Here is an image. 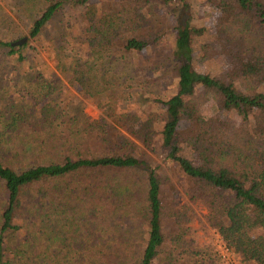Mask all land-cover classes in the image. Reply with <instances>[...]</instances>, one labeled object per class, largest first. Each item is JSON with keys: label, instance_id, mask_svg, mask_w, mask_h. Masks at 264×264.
<instances>
[{"label": "trees", "instance_id": "trees-1", "mask_svg": "<svg viewBox=\"0 0 264 264\" xmlns=\"http://www.w3.org/2000/svg\"><path fill=\"white\" fill-rule=\"evenodd\" d=\"M68 2L82 8L87 58L73 54L67 63L64 43L58 47L60 70L91 95L110 94V104L86 120L81 110L72 115L51 102L39 105L61 92L59 81H35L30 88L28 80H18L22 98L0 107V264H159L170 243L172 250L204 254L184 238L189 216L166 208L167 179L140 150H153L157 136L226 245L246 263L264 264V0H207L218 13L219 46L208 55L225 60L218 74L195 66L194 39L208 28L193 22L191 0L102 6L42 0L30 35L39 37ZM168 5H175V26L160 12ZM172 27L177 92L151 99L163 111L140 116L118 108L132 98L129 81L139 76L134 54L157 45ZM14 41L0 40V48L23 60L28 40ZM107 60L112 80L102 76ZM199 87L214 100L211 115L203 112ZM173 215L177 232L167 233L165 219ZM144 227L142 245L136 230ZM14 234L23 238L16 246L8 243Z\"/></svg>", "mask_w": 264, "mask_h": 264}, {"label": "rangeland", "instance_id": "rangeland-1", "mask_svg": "<svg viewBox=\"0 0 264 264\" xmlns=\"http://www.w3.org/2000/svg\"><path fill=\"white\" fill-rule=\"evenodd\" d=\"M92 1L99 6L116 2V0ZM41 2L42 0H0V40L14 41L28 36V44L23 49L25 55L23 60H16L18 54L11 53L9 47L0 48V107L9 100L22 98L24 93L16 87L18 80H28L27 83L31 88L36 85L35 81L46 79L59 81L61 92L44 99L39 105L51 102L72 115L81 110V118L86 120L100 117L109 107L110 94H89L81 88L71 73L63 72L59 67L58 47L64 43L67 63L71 59L70 55L73 54L80 57L82 62L87 58V45L81 40L79 28L82 8L73 2H68L56 13L39 37H32L30 29L42 7ZM191 4L193 22L208 28L207 33L194 39L195 66L200 71L218 74L225 63L224 57L219 54L208 55L213 49L219 48L214 40L218 13L207 0H191ZM174 6L160 8L161 14L166 16L171 26H175L177 22ZM174 34L172 27L157 45L141 54H134L133 65L139 76L129 81L131 83L128 89L132 92V98L121 101L118 108L140 116H144L149 111L164 110L161 103L153 102L151 99H167L178 90V77L173 70L171 55ZM109 61L105 62L106 73L102 76L112 80L114 72L109 69L111 67ZM30 67L36 68L38 74L25 73L18 76L17 71H27ZM198 89L200 98H203L201 100L203 112L207 115L213 114L215 112L213 98H205L203 90L200 87ZM226 115L228 116V113ZM232 115V113L229 115L230 119L236 121L237 117ZM156 138L153 150L143 145L140 146V150L147 154L151 164L167 179L162 193L166 208H171L173 213L182 211V214L189 216V220L185 223L190 229L184 238L204 251V254L200 255L182 253L177 247L172 250L175 245L170 243V247L161 254L159 264H248L242 260L239 253L232 250L229 253L224 251L223 246L226 243L219 231L208 223V209L205 203L190 197L187 187L189 182L187 183V179L184 178L182 168L168 157V151L161 145V137ZM175 217L173 215L165 219L164 229L167 233L177 232ZM146 237L145 227L136 230V238L140 243L143 242L142 245ZM22 239V236L10 235L8 243L16 246Z\"/></svg>", "mask_w": 264, "mask_h": 264}, {"label": "water", "instance_id": "water-1", "mask_svg": "<svg viewBox=\"0 0 264 264\" xmlns=\"http://www.w3.org/2000/svg\"><path fill=\"white\" fill-rule=\"evenodd\" d=\"M28 40V36H24L23 38L17 40V41H14L12 42L14 45H17V44H23L24 42H26Z\"/></svg>", "mask_w": 264, "mask_h": 264}, {"label": "built area", "instance_id": "built-area-1", "mask_svg": "<svg viewBox=\"0 0 264 264\" xmlns=\"http://www.w3.org/2000/svg\"><path fill=\"white\" fill-rule=\"evenodd\" d=\"M223 248H224V251H226L227 253L231 252V249L228 246L224 245ZM227 253H225V254H227Z\"/></svg>", "mask_w": 264, "mask_h": 264}]
</instances>
